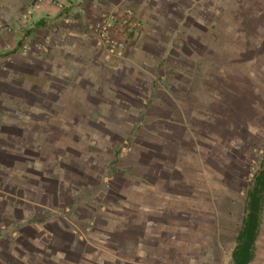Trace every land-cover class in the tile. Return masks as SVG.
Returning <instances> with one entry per match:
<instances>
[{
	"label": "crops",
	"instance_id": "obj_1",
	"mask_svg": "<svg viewBox=\"0 0 264 264\" xmlns=\"http://www.w3.org/2000/svg\"><path fill=\"white\" fill-rule=\"evenodd\" d=\"M149 1L154 7L155 0ZM27 3L29 0H13L0 5V264H210L205 255L183 259L175 253L176 244L184 242L175 230L181 227L178 219L188 214L175 209L180 197L175 186L182 180L162 179L158 170L165 164L176 169L177 160H136L130 170L141 168V176L125 171L134 179L125 183L133 191V195L127 194L125 207L120 209L123 205L119 204L118 208L114 201L112 208L97 205L102 200L98 189L103 186L101 162L109 166L113 161L107 140L132 134L155 140L161 137L149 129L153 118L135 127L130 115L133 104L117 105L119 97L137 86L125 77L132 75L129 65L134 59L122 67L109 65L91 39L90 29L96 19L117 7H134L142 18L143 9L149 8L147 0H59L58 5L44 0L34 11L35 23L27 9L21 10ZM76 7L87 14L72 15L70 11ZM38 43L45 45L43 51L36 50ZM115 78H122L128 89L121 93ZM60 121L66 122L64 128L54 125ZM99 121L107 127L103 136L98 128L87 131L83 127V133L70 130L80 126L79 122L96 126ZM55 136L79 139L72 151L76 159L69 157L73 147L65 144L59 148L48 140ZM82 138L90 142L82 145ZM168 143L176 148L172 150L179 159L189 160L183 140ZM55 150L64 155L57 162ZM134 150L131 154L136 157L147 152ZM86 163L91 173L81 176L79 166ZM153 166L158 167L156 171ZM72 170L78 171L73 175ZM185 194L190 195L186 188ZM98 219L105 223L102 229L92 226ZM112 223L116 225L113 229ZM215 227L202 233L213 237ZM263 228L264 224L260 230ZM120 233L124 235L121 250L112 247L114 251H108V243H115L111 235ZM201 243L208 251L205 241ZM262 248L256 238L248 264H264V252H258ZM116 252L125 257L114 255Z\"/></svg>",
	"mask_w": 264,
	"mask_h": 264
},
{
	"label": "rangeland",
	"instance_id": "obj_2",
	"mask_svg": "<svg viewBox=\"0 0 264 264\" xmlns=\"http://www.w3.org/2000/svg\"><path fill=\"white\" fill-rule=\"evenodd\" d=\"M5 1L13 0H0V5ZM17 1L26 3V0ZM154 2L152 7L153 1L147 0L148 5L145 6L149 8L143 9L142 18L134 7H117L115 12L107 13L119 16L131 9L138 18L137 27L124 52L108 53L90 29L91 39L99 45L109 65L122 67L124 62L134 59L129 65L132 75L126 74L125 77L135 81L137 86H133L132 91L123 87L122 78H115L121 93L123 89H128L124 94L126 97L120 95L122 97L118 98L117 105L133 104L130 115L133 114L135 127L146 123V118H153V125L148 128L154 129L152 134L161 137L155 140L132 134L127 138L108 139L106 142L113 161L109 166L101 162L99 176L103 186L98 189L102 200L96 202L99 206L105 204L111 207L117 203L118 208L119 204L123 205L120 209L125 207L127 194L133 195L126 184L134 180L125 171L134 177L141 176V168L130 170L136 160L142 158L144 163H151L154 158L158 159L155 162L169 158L171 162L177 160L176 169L163 161L165 166L158 170L162 179L182 180L175 186L180 196L175 209L188 214L178 219L182 220L181 227L175 230L179 231L184 242L176 244L175 253L183 259L205 255L210 264H232V252L246 216L248 191L264 160V0ZM39 7H33L32 0H29L21 6V10L27 9L32 23H35L34 11ZM70 13L87 14L79 7ZM44 47L38 43L36 50L43 51ZM131 54L135 56L132 58ZM37 68L40 70V67ZM42 75L46 78V74ZM67 108L64 107V110L67 111ZM69 110H75V107L69 106ZM65 123L60 121L54 125L64 128ZM78 124L81 125L71 127L73 133H83V127L87 131L98 128L103 136V130L107 129L100 121L96 126L87 122ZM48 140L54 141L55 146L60 145L59 148L65 144L73 147L68 154L76 159L72 151L77 149L79 139L70 137L68 141L55 136ZM177 140L187 144L188 148L183 152L189 160H181L173 153L176 148L168 142L174 144ZM88 142L90 139L82 138V145ZM133 148L147 152L145 156L136 157L131 154ZM62 156L61 151L55 150L54 161ZM106 159L109 160V155ZM79 167L82 170H72L73 175L77 171L83 172L81 176L84 172L91 173L87 169L89 164ZM157 168L152 167L153 170ZM144 178L147 180V177ZM185 188L190 195L185 194ZM103 222L98 219L92 226L102 229L105 227ZM185 222H191L192 226L189 223L184 226ZM262 224L264 203L257 236L263 245L259 253L264 252ZM110 225L112 229L116 226L113 223ZM213 225L218 226L213 237L211 233H202ZM123 236L111 235L115 243L113 246L108 243L111 248L108 251H114L112 247L120 251ZM203 241L208 251L201 248ZM214 245L217 249L214 247L212 250Z\"/></svg>",
	"mask_w": 264,
	"mask_h": 264
},
{
	"label": "trees",
	"instance_id": "obj_3",
	"mask_svg": "<svg viewBox=\"0 0 264 264\" xmlns=\"http://www.w3.org/2000/svg\"><path fill=\"white\" fill-rule=\"evenodd\" d=\"M264 203V160L255 175L252 188L248 191L246 216L237 235V243L232 253V264H248L254 255L260 215Z\"/></svg>",
	"mask_w": 264,
	"mask_h": 264
},
{
	"label": "built area",
	"instance_id": "obj_4",
	"mask_svg": "<svg viewBox=\"0 0 264 264\" xmlns=\"http://www.w3.org/2000/svg\"><path fill=\"white\" fill-rule=\"evenodd\" d=\"M59 4L58 0H50ZM44 0H32L33 7H38ZM83 13L85 11L83 10ZM138 18L131 9L125 10L121 15L107 14L93 23L94 37L101 43L103 48L110 54L124 52L131 34L135 31Z\"/></svg>",
	"mask_w": 264,
	"mask_h": 264
}]
</instances>
